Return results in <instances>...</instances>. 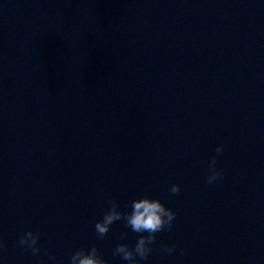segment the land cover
I'll return each mask as SVG.
<instances>
[{
  "label": "clouds",
  "instance_id": "clouds-1",
  "mask_svg": "<svg viewBox=\"0 0 264 264\" xmlns=\"http://www.w3.org/2000/svg\"><path fill=\"white\" fill-rule=\"evenodd\" d=\"M224 145H219L216 148L218 154L223 153ZM217 157H213L209 161L207 183L213 184L224 178L223 171L217 167ZM170 193L175 195L180 192V185L173 184ZM176 218V213L165 206L159 199H154L149 196L132 201L131 210L123 211L116 199L108 201V208L103 214L102 220L95 223V232L99 239H103L110 231L111 225L117 221H123L127 228L132 232L140 234L134 247L127 243H120L113 251L114 256L120 257L127 261L128 264H141V261L146 260L153 251V246L156 244V234L168 229L171 230L173 221ZM147 233V235H143ZM127 232H122L120 238L126 239ZM19 246L24 251H31L32 255L39 257L41 248L39 247V232L31 230L24 232L19 240ZM4 247L0 241V249ZM162 254L171 255L176 252V246L171 245L160 249ZM183 254V250H181ZM54 259V257H50ZM69 264H108V261L103 257L100 249L94 244L88 248H79L75 250L70 258Z\"/></svg>",
  "mask_w": 264,
  "mask_h": 264
}]
</instances>
